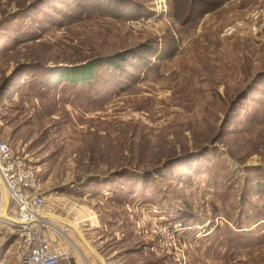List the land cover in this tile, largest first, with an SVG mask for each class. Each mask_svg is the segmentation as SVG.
Here are the masks:
<instances>
[{
	"label": "rangeland",
	"instance_id": "374dc122",
	"mask_svg": "<svg viewBox=\"0 0 264 264\" xmlns=\"http://www.w3.org/2000/svg\"><path fill=\"white\" fill-rule=\"evenodd\" d=\"M263 8L0 0V90L17 71L0 140L36 169L64 245L107 264H264ZM90 63L85 82L57 81ZM26 255L0 223V264Z\"/></svg>",
	"mask_w": 264,
	"mask_h": 264
},
{
	"label": "built area",
	"instance_id": "2783aa9c",
	"mask_svg": "<svg viewBox=\"0 0 264 264\" xmlns=\"http://www.w3.org/2000/svg\"><path fill=\"white\" fill-rule=\"evenodd\" d=\"M259 20L264 26V8L259 13ZM0 178L8 193V215L12 218L7 222L0 216V223L16 227L20 233L27 254L23 264H75L76 249L54 246L62 242L63 231L43 216L44 203L40 199L36 169L15 154L10 143L1 140Z\"/></svg>",
	"mask_w": 264,
	"mask_h": 264
},
{
	"label": "trees",
	"instance_id": "16d2710c",
	"mask_svg": "<svg viewBox=\"0 0 264 264\" xmlns=\"http://www.w3.org/2000/svg\"><path fill=\"white\" fill-rule=\"evenodd\" d=\"M175 0H172L173 4H174ZM123 13V12H122ZM147 14H151V13H147ZM150 53V51H148L147 49L143 50V53ZM125 54V53H124ZM123 53H120L118 56H115L114 58L110 59L107 64L110 66H116L119 61L125 62L124 58H122L124 56ZM96 64L95 63H90V64H86V65H82V66H76V67H65V68H58L59 70H57L58 72L61 73L62 69L65 74L59 78V76L57 77V81H67L68 83H72V84H79L82 82H85L86 80H88L91 75H92V71L95 68ZM67 71V72H66ZM17 71H15L12 75V77L16 74ZM12 77L9 78L5 84V86L2 87V89L0 90L3 91L7 84L10 82V80H12ZM7 90V89H6ZM246 237H253V234H245Z\"/></svg>",
	"mask_w": 264,
	"mask_h": 264
},
{
	"label": "crops",
	"instance_id": "0c3cea01",
	"mask_svg": "<svg viewBox=\"0 0 264 264\" xmlns=\"http://www.w3.org/2000/svg\"><path fill=\"white\" fill-rule=\"evenodd\" d=\"M2 181V180H1ZM1 184V183H0ZM2 185V184H1ZM2 188H3V186H2ZM0 191H1V187H0ZM3 191H4V189H3ZM8 202V195H4L3 194V199H2V203H7ZM7 205L5 206V207H3V206H0V214H1V217H5L4 216V214H5V212L7 211ZM5 220H10L9 218H5ZM63 220V219H62ZM60 223V222H59ZM59 223H57V224H59ZM73 229V228H72ZM74 230V229H73ZM80 234V233H79ZM81 235V234H80ZM83 237V239H85V237L84 236H82ZM85 242H86V240H84ZM87 243V242H86ZM87 246H88V252H81V248L78 246V248L80 249V252L82 253V254H84L85 256L86 255H89L90 257H92L91 255H94V257L96 256L95 254H94V252L92 251V249H91V247L88 245V244H86ZM55 247H59V246H64V247H66V248H68V246H66V245H64L62 242H58V243H55V245H54ZM82 254H79V252L76 254V255H79V256H81L82 257ZM75 255V264H79L78 263V260H79V258H78V256H76ZM97 257V256H96ZM83 258V257H82ZM86 258H87V256H86ZM98 258V257H97ZM84 260V259H83ZM88 260V259H87ZM100 260V259H99ZM85 261V260H84ZM100 262H101V260H100ZM102 263V262H101ZM105 263H107L106 261H105ZM103 264V263H102Z\"/></svg>",
	"mask_w": 264,
	"mask_h": 264
},
{
	"label": "bare ground",
	"instance_id": "6f19581e",
	"mask_svg": "<svg viewBox=\"0 0 264 264\" xmlns=\"http://www.w3.org/2000/svg\"><path fill=\"white\" fill-rule=\"evenodd\" d=\"M0 183H1L2 186L4 187L3 194H4L5 196L8 195V193H7V191H6V188H5V186L3 185V182L1 181V179H0ZM0 206H2V200H1V202H0ZM0 216H1V214H0ZM43 216L49 218V219L51 220V222H53V223H55V224L59 223L60 221H61V222H64L63 220H61V219H59V218H56V217H52V216H50V215H43ZM1 220H2V221H7V220H5V217H1ZM11 221H12V220H11ZM7 222H9V221H7ZM70 225H71V227H72L74 230H76L78 233H80L79 230H78V228H77V226H75L74 224H71V223H70ZM80 234H81V233H80Z\"/></svg>",
	"mask_w": 264,
	"mask_h": 264
},
{
	"label": "water",
	"instance_id": "95a60500",
	"mask_svg": "<svg viewBox=\"0 0 264 264\" xmlns=\"http://www.w3.org/2000/svg\"><path fill=\"white\" fill-rule=\"evenodd\" d=\"M1 179V178H0ZM4 185V184H3ZM0 187H1V194H2V198H3V188H2V185L0 184ZM7 213H8V207H7ZM64 223H66V222H64ZM66 224H68V223H66ZM70 225V224H69ZM95 254V253H94ZM96 255V254H95ZM100 260H101V262H103V264H107V263H105V259L102 257V256H100V255H96Z\"/></svg>",
	"mask_w": 264,
	"mask_h": 264
}]
</instances>
